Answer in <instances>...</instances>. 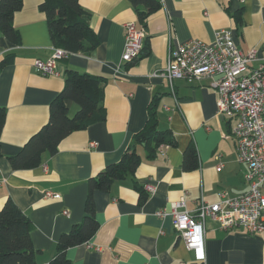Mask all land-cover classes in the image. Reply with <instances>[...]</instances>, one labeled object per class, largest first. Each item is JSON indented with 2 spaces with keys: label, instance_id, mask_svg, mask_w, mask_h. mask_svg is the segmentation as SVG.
I'll return each instance as SVG.
<instances>
[{
  "label": "crops",
  "instance_id": "1",
  "mask_svg": "<svg viewBox=\"0 0 264 264\" xmlns=\"http://www.w3.org/2000/svg\"><path fill=\"white\" fill-rule=\"evenodd\" d=\"M41 1L23 0L15 12L19 44L7 41L0 31V59L8 53L13 57L0 68V107L6 110L0 133V207L11 198L30 219L36 264H49L60 234L81 222L88 180L119 160L132 135L144 126L154 95L159 96L158 128L170 129L176 145L161 147L152 159L138 147L142 160L133 177L115 181L108 191L94 192L99 227L88 240L93 247H69L70 264H264V231L224 230L208 218L205 260L196 262L170 217L155 215L181 196L192 211L200 200L212 203L220 193L234 197L248 189L247 167L237 160L231 134L234 121L216 115L217 91L209 79H175L172 93L168 80L155 73L166 66L171 44L190 39L212 43L219 29H231L242 50L257 49L258 59L250 66L264 61V0H160L161 10L147 18L146 26L138 23L129 0H79L90 13L98 44L89 54L70 53L60 59L58 76L41 75L33 67L34 59H47L54 47L45 14L38 8ZM238 9L240 21L234 17ZM126 21L142 27L149 44L148 53L132 62L121 60ZM67 69L102 78L105 119L71 132L54 153H43L40 165L11 168L8 157L47 121ZM66 104L70 114L77 109L71 100ZM189 144L198 157L192 169L183 165ZM135 182L155 186L143 203ZM46 191L60 197H46Z\"/></svg>",
  "mask_w": 264,
  "mask_h": 264
},
{
  "label": "trees",
  "instance_id": "2",
  "mask_svg": "<svg viewBox=\"0 0 264 264\" xmlns=\"http://www.w3.org/2000/svg\"><path fill=\"white\" fill-rule=\"evenodd\" d=\"M129 2L141 26H146L147 18L162 8L160 0H129ZM22 4L23 0H0V31L7 41L13 44L20 42L19 32L13 24V16ZM38 8L45 14L54 47L63 48L70 53L89 54L97 46V37L89 24L90 13L80 5L79 0H42ZM240 12L241 9H238L234 13L238 21H240ZM148 49L149 44L145 38L141 53L146 55ZM12 60L11 53L4 55L0 59V68ZM64 76L63 88L50 102L47 121L29 137L16 154L8 157L11 168L28 169L40 165L43 153H54L59 142L71 132L85 129L90 124L105 119L102 78L74 69L65 70ZM67 100L77 105L73 114H70ZM158 101V95H154L150 100L144 126L132 135L119 160L107 164L88 180L83 218L81 222L74 223L69 230L60 234L49 264H70L66 255L67 249L92 238L99 227L95 217L94 192L108 191L115 181L127 176L133 177L142 160L137 151L138 147L143 148L146 158L152 159L161 147L176 145L170 129L158 128ZM5 115V108L0 107V133ZM183 155L185 168L197 167L198 157L193 144L185 148ZM135 188L139 193V203H143L149 194L144 190L143 185L140 186L136 182ZM31 229L30 219L11 198H7L0 207V264H36L35 249L30 237Z\"/></svg>",
  "mask_w": 264,
  "mask_h": 264
},
{
  "label": "built area",
  "instance_id": "3",
  "mask_svg": "<svg viewBox=\"0 0 264 264\" xmlns=\"http://www.w3.org/2000/svg\"><path fill=\"white\" fill-rule=\"evenodd\" d=\"M123 28L121 60L132 62L142 52L145 31L132 21H126ZM69 54L63 48L53 47L47 59H34L33 67L41 75L58 76V61ZM257 59L256 48L242 50L231 29H219L212 43L190 39L171 44L166 66L155 73L168 80L172 93L175 79L189 83L209 79L217 91L215 113L234 121L231 134L235 139L237 160L247 167L248 189L237 196L229 197L223 192L215 202L200 200L192 211L185 208L181 196L170 203L169 209L155 211L159 218L170 217L172 228L196 262L205 260L204 235L208 218L217 221L224 230L242 228L249 234L264 231V61L250 66ZM143 187L148 194L155 189L151 182ZM45 196L60 197L50 191H46ZM63 213L67 214V210ZM85 244L93 247L88 241ZM94 248L100 250V247Z\"/></svg>",
  "mask_w": 264,
  "mask_h": 264
},
{
  "label": "rangeland",
  "instance_id": "4",
  "mask_svg": "<svg viewBox=\"0 0 264 264\" xmlns=\"http://www.w3.org/2000/svg\"><path fill=\"white\" fill-rule=\"evenodd\" d=\"M75 108H76V105H75ZM74 112V109L71 110V114Z\"/></svg>",
  "mask_w": 264,
  "mask_h": 264
}]
</instances>
